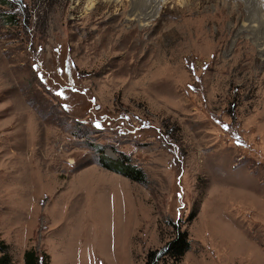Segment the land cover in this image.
<instances>
[{
  "label": "rangeland",
  "instance_id": "374dc122",
  "mask_svg": "<svg viewBox=\"0 0 264 264\" xmlns=\"http://www.w3.org/2000/svg\"><path fill=\"white\" fill-rule=\"evenodd\" d=\"M129 1L0 4L13 264L30 247L50 264H142L177 229L190 243L178 264H264V0H160L146 17ZM161 6L175 15L160 22Z\"/></svg>",
  "mask_w": 264,
  "mask_h": 264
},
{
  "label": "trees",
  "instance_id": "16d2710c",
  "mask_svg": "<svg viewBox=\"0 0 264 264\" xmlns=\"http://www.w3.org/2000/svg\"><path fill=\"white\" fill-rule=\"evenodd\" d=\"M0 4H7V0H0ZM97 162L102 167L118 172L132 181L144 183L145 173L141 168L132 164L128 157L111 158L99 153ZM190 248L187 232L178 230L174 237L167 241L161 250L151 249L144 258L142 264H178L185 252ZM0 264H13V259L9 251V244L0 238ZM23 264H50L47 252L38 251L33 247L27 248L23 252Z\"/></svg>",
  "mask_w": 264,
  "mask_h": 264
},
{
  "label": "bare ground",
  "instance_id": "6f19581e",
  "mask_svg": "<svg viewBox=\"0 0 264 264\" xmlns=\"http://www.w3.org/2000/svg\"><path fill=\"white\" fill-rule=\"evenodd\" d=\"M158 1L160 0H130V13L131 14H136L137 17H146L148 16L152 11H153V8L155 9L156 7H160L159 4H158ZM213 1V0H212ZM207 2L209 1H206V0H203L200 2V4H204L206 5ZM244 2L246 3V5L248 4H252V2L250 0H244ZM255 4V3H254ZM257 7V6H256ZM247 9V8H246ZM254 11H255V7H253V10H252V13L254 14ZM70 12L73 14L74 12H76V7H72L70 9ZM159 14H160V22L161 20H165L167 17H173L175 15V13L172 11L170 12L166 6H161L160 10H159ZM156 20V19H155ZM157 23V22H156ZM133 24V23H132ZM130 27V31H135V27L132 25ZM133 31V32H134ZM151 30L150 29H141L140 32L137 30L135 33H136V36H135V40L137 39V36L138 34L141 36L142 33H149ZM131 34V33H130ZM129 35V34H128ZM127 36V35H126ZM130 37V36H129ZM132 38V37H131ZM128 39V37H127ZM138 40V39H137ZM136 40V41H137ZM142 41V40H141ZM140 41V43H141ZM122 43V42H121ZM127 43V42H126ZM134 42H131L132 45H134V48H137V46H135V44H133ZM139 43V42H138ZM139 43V44H140ZM129 44V43H127ZM133 48V47H132ZM128 54V56H131V57H137L139 55L138 53V50H132V51H129L126 53V55ZM157 55H159V52L156 53ZM155 55V54H154ZM161 55V54H160ZM153 56V54H152Z\"/></svg>",
  "mask_w": 264,
  "mask_h": 264
}]
</instances>
